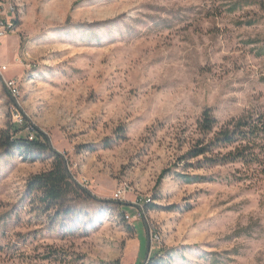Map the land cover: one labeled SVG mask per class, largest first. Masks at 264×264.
Returning <instances> with one entry per match:
<instances>
[{
    "label": "rangeland",
    "instance_id": "rangeland-1",
    "mask_svg": "<svg viewBox=\"0 0 264 264\" xmlns=\"http://www.w3.org/2000/svg\"><path fill=\"white\" fill-rule=\"evenodd\" d=\"M0 10L15 29L0 39V133H41L50 148H0V264H59L50 249L69 254L63 264H264V177L185 159L205 110L220 125L264 114V0H0ZM51 151L89 197L57 216L34 212L26 189L51 170Z\"/></svg>",
    "mask_w": 264,
    "mask_h": 264
},
{
    "label": "trees",
    "instance_id": "trees-1",
    "mask_svg": "<svg viewBox=\"0 0 264 264\" xmlns=\"http://www.w3.org/2000/svg\"><path fill=\"white\" fill-rule=\"evenodd\" d=\"M17 24V23H15ZM202 139L198 140L187 153L188 160L196 161L190 165L196 170L213 169L241 163L248 170L264 177V114L249 113L240 118L220 125L211 109L203 112L198 123ZM0 148L6 151L19 150L30 152L33 149L50 151L46 137L38 133L36 140L18 139L17 131L10 128L0 133ZM54 163L51 170L32 176L26 185L27 195L37 203L33 211L39 214L54 212L57 216L64 204L89 198L87 193L77 187L65 169V161L61 155L52 152ZM168 171H164V178ZM180 179L186 184L206 182V177L199 175H181ZM162 180V179H161ZM69 254L50 249L46 260L63 264ZM83 257L76 256L72 262L81 261ZM156 260L155 264H160ZM114 264H120L116 262Z\"/></svg>",
    "mask_w": 264,
    "mask_h": 264
},
{
    "label": "built area",
    "instance_id": "built-area-1",
    "mask_svg": "<svg viewBox=\"0 0 264 264\" xmlns=\"http://www.w3.org/2000/svg\"><path fill=\"white\" fill-rule=\"evenodd\" d=\"M10 8H11V5H9L8 7V13L10 14ZM1 12V10H0ZM2 14V13H0ZM11 20L10 19H1L0 20V39L4 38L8 33L14 31L15 29H9V22ZM7 84V87L9 88V90L13 93V94H17V88H16V85L14 82H9V83H6ZM33 139V137H31V140ZM127 188L124 187H121L119 188L118 190H116V192L114 193V197H113V200L118 202V201H123L127 192H126ZM156 238V237H155Z\"/></svg>",
    "mask_w": 264,
    "mask_h": 264
},
{
    "label": "water",
    "instance_id": "water-1",
    "mask_svg": "<svg viewBox=\"0 0 264 264\" xmlns=\"http://www.w3.org/2000/svg\"><path fill=\"white\" fill-rule=\"evenodd\" d=\"M65 169H66L67 172H69V171H68V165H67L66 162H65ZM69 177L72 179V177L70 176V173H69ZM149 244H150V243H149V238H148V247H149ZM148 250H149V249H148ZM148 253H149V251H148Z\"/></svg>",
    "mask_w": 264,
    "mask_h": 264
},
{
    "label": "bare ground",
    "instance_id": "bare-ground-1",
    "mask_svg": "<svg viewBox=\"0 0 264 264\" xmlns=\"http://www.w3.org/2000/svg\"><path fill=\"white\" fill-rule=\"evenodd\" d=\"M12 27H13V25H10V26H9V29H12ZM126 188H127V187H126ZM156 239H157V237H156ZM157 240H158V239H157ZM158 241H159V240H158Z\"/></svg>",
    "mask_w": 264,
    "mask_h": 264
}]
</instances>
